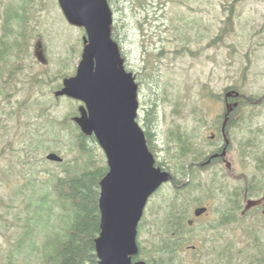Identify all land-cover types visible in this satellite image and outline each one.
Masks as SVG:
<instances>
[{"label": "rangeland", "instance_id": "1", "mask_svg": "<svg viewBox=\"0 0 264 264\" xmlns=\"http://www.w3.org/2000/svg\"><path fill=\"white\" fill-rule=\"evenodd\" d=\"M109 4L117 26L113 39L139 85L137 121L151 132L154 150L170 166V155L177 149L171 130L189 127L202 133L200 119L214 113L228 89L255 100L264 94V0H109ZM13 6L20 14L23 7L26 12L10 19L7 26V12L11 14ZM8 28L13 29L10 37ZM23 28L27 35L21 48L0 58V69L15 73L12 79L9 72L4 76L11 83L6 88L9 97L0 96L1 105L44 99L47 94L54 101L52 117L64 118L75 107L78 114L71 117L70 127H65L60 139L53 141L56 147L29 156L20 141L10 145L0 139V264H39L64 237L72 210L53 190L56 175H64L67 167L80 172L85 166H108L97 140L89 139L87 153L76 145L79 128L75 117L84 103L56 97L55 91L51 93L56 82L38 91L31 83L33 75L46 70L53 74L64 68L67 77L76 74L85 28L68 22L58 0H0V39L3 35L9 42L15 36L21 38ZM40 34L43 45L38 42ZM36 50H43L49 61H38ZM259 117L264 118V111ZM52 151L64 158L62 164L46 159ZM262 194L264 191L257 195ZM176 197L183 203L181 217L189 238L177 251L176 260L181 264H221L227 247L240 248L249 242L244 227L256 221L264 240L262 212L243 217L239 209L227 216L229 208L215 190H185L166 183L150 197L139 225L138 243L145 252L152 245L157 223L166 215L161 208ZM201 205L210 207L208 214L189 225L194 208ZM141 256L139 252L137 257Z\"/></svg>", "mask_w": 264, "mask_h": 264}, {"label": "water", "instance_id": "2", "mask_svg": "<svg viewBox=\"0 0 264 264\" xmlns=\"http://www.w3.org/2000/svg\"><path fill=\"white\" fill-rule=\"evenodd\" d=\"M68 22L84 27V49L75 75L63 80L56 96L84 103L77 125L94 135L108 160V172L100 181V234L95 240L99 264H147L134 260L140 252L139 225L150 197L172 175L156 165L144 129L137 121L139 85L128 71L112 37L113 11L108 0H58ZM42 44V42L39 40ZM43 45V44H42ZM42 63L43 50H36ZM237 90L229 97L239 98ZM46 159L63 162L57 152ZM248 201L246 208L253 206ZM207 211L200 206L196 215Z\"/></svg>", "mask_w": 264, "mask_h": 264}, {"label": "trees", "instance_id": "3", "mask_svg": "<svg viewBox=\"0 0 264 264\" xmlns=\"http://www.w3.org/2000/svg\"><path fill=\"white\" fill-rule=\"evenodd\" d=\"M25 12V7H23L21 14L17 12L16 8L11 11V14L7 12V26H10V19L21 18ZM12 34L13 29L10 28L9 37ZM20 35L21 38L15 36L12 42L8 41L7 35L1 37L0 43L4 47L3 50L0 48L1 59L13 48H21L27 35L26 28H23ZM38 36L40 37L38 40L43 43L41 34ZM112 37L114 39L117 37V26L114 24L112 25ZM46 59L49 61L48 57ZM7 72H9V79L15 76L13 70L0 69V78L2 79L0 96L4 95L6 98L9 97V93L6 92L7 84L11 83L8 79H4ZM67 76L64 68L53 74L46 70L33 75L31 83L35 87V91H38V88L42 90L43 86L56 82L51 90L52 93V91L56 92L62 88L61 80ZM44 96H46L44 99L30 100L26 98L23 101L17 100L16 103L9 101V104L4 106L0 103V139L8 140L10 145L20 141L21 148L27 156L43 148L56 147L57 145L53 141L60 139L62 136L60 134L65 127H70L71 117L78 114L75 107L64 118L52 117L50 108L54 105L53 98L47 94ZM240 100L244 101L245 99L241 98ZM77 127L79 132L75 134L76 145L82 152L87 153L91 150L88 146L89 139L96 140V138L94 135L84 134L78 125ZM170 132L172 133V140L177 144V149L174 154L170 155L173 164L171 166L169 164L168 167L172 168L173 176L178 177L176 183H181L185 174L182 165L181 139L183 131L178 127ZM145 133L149 149L154 152L151 132L146 130ZM58 163L62 164V162ZM156 165L159 166L157 163ZM108 170V166L95 169L85 166L80 172H77L75 168L67 167L64 170V175H56L53 190L58 200L71 208L72 216H70V222L62 233L64 237L56 241L52 251L43 255V261L39 264H99L95 240L100 234V181ZM200 190L212 192L214 188L206 187ZM182 207L183 203L176 197L170 202L168 201L166 207L161 208L166 211V215L157 223L152 245L146 252L139 246L140 252H142L141 257L147 261V264H181L180 261L176 260L178 258L177 251L189 239L186 235L184 219L181 217L183 216ZM40 216L42 215L40 214ZM256 223L259 224L258 221ZM256 223L244 227L249 242L240 248L234 245L227 247L221 254V264H264V240ZM140 258L136 256L133 259L138 260Z\"/></svg>", "mask_w": 264, "mask_h": 264}, {"label": "flooded vegetation", "instance_id": "4", "mask_svg": "<svg viewBox=\"0 0 264 264\" xmlns=\"http://www.w3.org/2000/svg\"><path fill=\"white\" fill-rule=\"evenodd\" d=\"M232 90L228 89L226 93ZM226 93L224 101L217 102L214 113L208 117L204 114L200 119L202 133H197L195 128L183 129L185 174L181 183H176L178 177L173 176L168 160H160L156 151L153 154L158 167L172 175L167 184L182 186L185 190L213 187L229 208L227 216H233L230 213L239 209L243 217L254 211L264 215V194L257 195L264 191V175L259 176L260 172L264 173V118L259 117L264 111V94L255 100L240 92L239 98L227 100ZM241 98L245 100L241 101ZM249 200L255 204L247 209ZM242 203L245 204L243 207ZM201 206L207 207V211L196 215L195 210L200 206L195 207L189 225L193 226L196 219L208 214L210 207Z\"/></svg>", "mask_w": 264, "mask_h": 264}]
</instances>
